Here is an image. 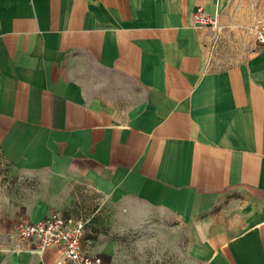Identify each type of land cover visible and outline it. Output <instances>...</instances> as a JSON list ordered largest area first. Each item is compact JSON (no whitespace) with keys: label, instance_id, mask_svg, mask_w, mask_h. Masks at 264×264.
<instances>
[{"label":"crops","instance_id":"0c3cea01","mask_svg":"<svg viewBox=\"0 0 264 264\" xmlns=\"http://www.w3.org/2000/svg\"><path fill=\"white\" fill-rule=\"evenodd\" d=\"M202 6L216 27L197 24ZM264 0H0V155L35 190L0 264H55L14 235L51 211L150 234L167 264H264ZM87 218L107 231L94 235ZM83 202L80 207L78 203Z\"/></svg>","mask_w":264,"mask_h":264},{"label":"rangeland","instance_id":"374dc122","mask_svg":"<svg viewBox=\"0 0 264 264\" xmlns=\"http://www.w3.org/2000/svg\"><path fill=\"white\" fill-rule=\"evenodd\" d=\"M35 186L34 179L13 169L0 155V225L7 224L4 217L17 213ZM82 203H78V207ZM88 203L91 204V201L84 202L87 206L83 211L85 215L90 209ZM82 217L88 219L87 215ZM89 222L94 235L107 231V227L96 217L92 216ZM110 234L116 241L114 264H167L166 248H162L150 234L137 233L135 229L119 231L118 228L111 230Z\"/></svg>","mask_w":264,"mask_h":264},{"label":"built area","instance_id":"2783aa9c","mask_svg":"<svg viewBox=\"0 0 264 264\" xmlns=\"http://www.w3.org/2000/svg\"><path fill=\"white\" fill-rule=\"evenodd\" d=\"M197 24L216 27L214 15L197 6L193 12ZM254 35L257 48L264 50V12L254 23ZM86 222L82 219L63 215L58 211L49 212L36 221H20L15 225L14 235L23 240H30L41 250L48 246L60 248L62 257L55 264H106L99 254L87 252L82 244Z\"/></svg>","mask_w":264,"mask_h":264}]
</instances>
